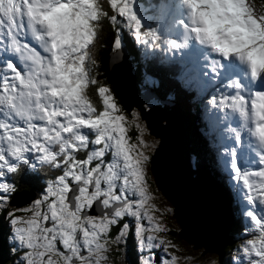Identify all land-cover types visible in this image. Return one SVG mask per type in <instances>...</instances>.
<instances>
[{
  "label": "snow or ice",
  "instance_id": "snow-or-ice-1",
  "mask_svg": "<svg viewBox=\"0 0 264 264\" xmlns=\"http://www.w3.org/2000/svg\"><path fill=\"white\" fill-rule=\"evenodd\" d=\"M137 2L108 0L116 13L111 22L122 19L145 46L194 47L205 83L221 77L230 81L226 86L235 93L211 103L234 113L257 143L258 169L243 171L235 156L231 166L242 182V199L264 207V14H257L248 0H163L158 5L162 30H153L145 29ZM106 16L98 0H0V43L7 41L22 64L9 59L0 67V175L16 173L31 153L40 163L62 169L26 210L31 216L11 221L17 225L15 239L29 250L25 264H102L112 227L129 217L136 222L139 248L149 253L141 264H155L154 250L165 245L156 235L165 228L148 203L142 138L130 143L126 117L119 114L110 89H96L103 110L87 95L88 87L98 84L88 67L90 46ZM21 35L35 45L22 42ZM121 43L117 38L115 48ZM236 68L260 90L253 93L243 79H231L228 73ZM82 151L87 155L80 159ZM12 191L0 183V204ZM244 214L253 238L242 251L248 264H264V215L251 209ZM145 219L148 228L140 223ZM131 229L132 223H123L118 239ZM176 259L160 264H176Z\"/></svg>",
  "mask_w": 264,
  "mask_h": 264
},
{
  "label": "rangeland",
  "instance_id": "rangeland-1",
  "mask_svg": "<svg viewBox=\"0 0 264 264\" xmlns=\"http://www.w3.org/2000/svg\"><path fill=\"white\" fill-rule=\"evenodd\" d=\"M151 1L152 0H150L149 2L146 0H138V2L136 4V8L138 9V11L141 15L145 29L154 28L153 30H161L160 25L162 23V20L159 18L158 9H156L155 13L150 12V10H149L151 7V4H152ZM161 2H163V0H157L158 5ZM248 2L255 9L257 14H264L263 12H261V10H259L260 8L258 7L259 4L257 2H255L254 0H248ZM98 3L102 6L103 10L106 13H108V16L101 18L98 28L101 29V27H107L112 32V36L109 40L110 52H111V55L118 57V61H120V63L117 64V69L113 73L114 77L111 75H110V77L113 81H114L113 78H116L118 81H121L122 84H123V82L128 83V85L134 91L133 95H137L135 101L139 105V108L143 107V109H146L147 105L144 106V104L147 102L149 103L148 105H150V106L153 105L152 108H149L146 113H150V111H153L156 107L160 108V105L164 104V106L156 112L159 114L156 115V113H155L154 119L150 121L152 129L155 132L162 133L164 136L163 132H167V130H166L167 121L162 119V118H157L159 116H161V117L163 116V113H162L163 110H166L168 113H173L176 116L181 117V118H185V119L188 116L185 115L184 112L180 111L179 108L176 106V104L173 103L171 100L170 101L167 100L166 102L159 101V98L153 93V90H152L154 87H156V85L154 82H152L149 79V77L139 75V77H141L143 79H147V81H144V82L136 81L134 84L133 77H131L128 74V70L126 69V63L128 65L130 63H133V62H134V64L135 63L137 64L142 60V56H141V54H139L136 56L135 60H133V61L129 60L128 59V55H129L128 51H129V49H131V47L133 45L135 47L136 46H142V51L143 52L146 51L147 53H149L150 50L153 52L152 46L151 45L145 46V45L141 44L139 41H137L133 36L132 29H130L123 22L122 19H118L115 24L111 22L109 17H111L112 15H115L116 13L109 6L108 0H98ZM114 25L115 26L121 25V28H125L129 34V36L133 37L135 41L134 42H124V39H126V37L124 35H122L121 31L115 29ZM166 34H168V36H166V37L171 38V33L166 32ZM117 38H119L122 42L121 47L118 49L115 48V45H114V41ZM21 40H22V42H27V43H31V44L35 45V41H33L30 36L21 35ZM159 45H157V46H159ZM122 46H124V47H122ZM171 49L172 48L169 46V48L167 49V52H170ZM90 52H92V49H90ZM164 52L165 51H163V53ZM165 55H166V52H165ZM90 58L91 59H90V62L88 64V67H89V70L91 72V75L95 78L96 77V73H95L96 66L91 62L93 59L92 55L90 56ZM159 59L163 62L161 67H163V68L169 67L170 64L167 63V61H166L167 59L164 56V54L162 55V53H161V55L159 56ZM6 60H8L7 57L2 59V61H6ZM18 62L21 63L20 61H18ZM146 65H147V67L151 66V60H149ZM2 66H3V64H2ZM109 68H110V66H109ZM180 72H182L184 75H187V73H185L184 69H182ZM182 73L180 75H182ZM171 78L174 79L173 77H171ZM181 78H183V77L179 76V79H181ZM116 84L119 86L122 94L124 95L122 86L119 85L117 82H116ZM99 86H105L108 89H110L108 84H102V85L99 84L98 87ZM91 88L93 90L92 92H94L93 97H92V102L94 103V105L98 111L103 110L102 100L96 92V89H97L96 85H90L88 87V89H91ZM192 88H194V87L193 86L189 87V89H192ZM111 89H110L109 94L111 96H113ZM204 89H206V87H204ZM204 89H203V87L198 88V91L195 93V96L199 99L204 100L203 106L201 107V110L199 111V117L208 126V136H209L211 134L212 130H216V126H215L216 122L214 119L211 118V115H209V117L207 118L205 115V111H206L207 106L212 107L215 104L211 103L210 96H209V94H207L206 91L201 92ZM144 97H145V99H144ZM125 98L127 99L126 96H125ZM219 98L220 97H218L216 99H219ZM169 99H172V98L169 97ZM127 100L131 103V101L129 99H127ZM154 106H156V107H154ZM129 112H130V119H126V126L128 128V136L131 139H133V141L130 140V143L139 144L138 137L142 138L143 146H142L141 150L147 156L151 153V151L153 152V150H152L153 148H156V150H157L159 148V146H161L160 143H162L163 145L166 144L165 141H164V143L162 141V135H160V134L154 135V132L152 129L150 130V133L152 135L150 133H148L147 128L145 127L144 121L141 119L140 120L138 119V113H137V109L135 107L132 108V110H130ZM222 119H224V118L222 117ZM222 119H220V120H222ZM217 130H218L217 131L218 136L216 137V144L217 145L218 144L226 145L225 146L226 148L224 150L228 151L227 146L229 145L228 142H229L230 136L227 134L223 135L224 131L222 129H217ZM138 131H140L139 134H138ZM225 133H227L226 130H225ZM185 135H186V131H183V134L180 136L182 139H184V141H186ZM209 141L211 142V140H209ZM241 142L242 141H238L236 138H234L233 148L236 149L237 153H239L241 155H243V154L246 155V149H245V147H242V145H240ZM211 144H212V142H211ZM156 150H155V152H156ZM183 154H184V163H185L186 168L188 167V169H187L188 172L190 173L191 171H195V169H192L191 167L188 166L186 156H185V147L183 148L182 155ZM83 155H84L83 158H85L87 154L86 155L83 154ZM221 155H222V157H224V154H221ZM222 157H221V159H222ZM248 157L250 159L249 155H248ZM83 158H81V159H83ZM108 159L110 160L111 156ZM38 161L34 162L36 168L48 167V169H44V171L41 172L42 176H40L39 178L37 177L38 172L34 171L30 174H27L28 176L21 174L20 177H18V175L17 176L15 175V177H13L11 181H6V180L0 179V183L10 185L14 188V191L9 193L10 196L13 197V195L23 193L27 189H30V188H32L31 190L36 189L39 194L43 193V195H44V191L47 188L49 182L53 181L52 178L49 176H52L53 175L52 172L54 173L59 169L54 168L48 164H42ZM247 163H248V160H247ZM151 165H152V162H151ZM238 165L240 166V168L243 171H251V169L247 170V167L242 166V164H238ZM159 166H161V165H159ZM49 167H52L53 171ZM223 167L225 168V170L231 171L233 174L232 177H230L228 175L227 178H223V180H224L223 186L225 188L226 194H228V196H229V199L224 200L223 197L221 196V194L216 193L215 198L212 197L213 200L211 199L212 202H211V206L209 207V210H210V208L211 209L214 208L219 215L223 216V218H222L223 222H224L223 226H225V228H229V225L231 224L230 222H232V221H235L236 224L239 223L240 228H243V230H241L240 234L238 235L239 239L237 241L238 245L236 246L237 247L236 253L229 257V261L231 264H248L247 258L244 256V253L242 251V246L246 243L247 240L252 239L253 236L249 233V229L252 227V225H251L249 219L246 218L244 213L246 210L251 209L257 215H264V207L260 206L259 204L249 205L244 199H242V197L244 195L243 191L241 190L242 182L235 179L237 173L232 168L231 163H229V161H225ZM215 169H216V166H215ZM27 170H30V164H26L24 166V171L27 172ZM158 170H159V168H158ZM197 171L202 172V170H199V169H197ZM208 171L212 175L211 178L213 180H215V177H214V171L215 170H212V171L208 170ZM149 172H150V170L148 171V165H146V187H147L148 194L151 197V199L149 200L148 203L150 205H154L158 201L157 197L162 198V196H161L160 192L157 191V189H156L158 187L155 184L153 175L151 174V172L150 173ZM60 173H62V169H60L58 171V173H56V174H60ZM150 174H151V176H150ZM203 178H204L205 183L207 184V187L212 191V193H214L212 190V187L209 185L205 176H203ZM226 179H228L227 182H228L229 188H231L233 186V183H234V195H231L229 192V189L226 187V185H225ZM152 180H153V182H152ZM195 183L196 182L193 181L191 184H195ZM196 185H197V183H196ZM201 185H202V191L205 192L206 185L204 183H202ZM236 187H237V190H236ZM194 190H195V188H193V191ZM27 193H30V191H28ZM166 194H168V196L172 200L178 199V196L175 194V191L171 185H169V189H166ZM198 194H201L199 199H200L201 204H203L206 200L205 196L202 193H195L194 192V195L198 196ZM164 195H165V193H164ZM165 197H166V199H163L164 200L163 201L164 212H163V214H161L160 216H158L156 218L158 219V221L160 223H163V224H167L171 221H172V223H175L174 219L176 220V216L174 215V213L172 211L173 205L171 204V206H170V204L167 202V199L168 200H170V199L166 195H165ZM28 199H29V197H28V195H26L24 197L16 198V200H14L12 203L17 205V206H22V205L30 202V200H28ZM10 201H12V200H10ZM3 204H5V202ZM232 204H236L239 207V209H240L239 215H237V209L238 208H236L235 215L230 216L229 206ZM223 206L226 209L227 216L224 214L225 212L223 213ZM174 207H175V205H174ZM177 212H178V217H179L180 221H182V223L185 225L187 224V222L189 220L196 221V218H195L193 213H191L189 215H187V214L184 215L178 209H177ZM91 214L96 215L97 213L92 212ZM152 214L157 216L158 212L155 211ZM18 216H22L21 218L27 219L29 216H31V214L27 211H24V212H18ZM130 220H128L127 222H130ZM147 223H148V221H147ZM145 225H147V228L150 227L149 223L145 224ZM16 227H17V225L12 224L11 219H10L9 214H8L7 215V231L5 232V235H4L5 236V244L4 245L7 248V250H6L7 256H6L5 264H25L24 257H25V251H27V249H25V247L22 244H20L19 241H17L15 239V228ZM134 227H135V225H134ZM180 234H181V237L184 238L187 242L193 243V244H192V246L189 247L187 245V243H185V242L184 243L183 242L177 243L178 248L174 250V254H172L173 256L177 255L183 247L185 248V252H186V249L188 248L190 253L189 252H188V254L184 253L180 257L175 256L177 258L176 264H182V263L183 264H220L221 258L217 259L214 252H211V253L205 252L206 250L212 251L211 249L206 248V245L203 246V243L206 242L205 238H203L201 235H198L196 233L194 234L193 232H189L188 230H187V232H183V235H182V232ZM222 236L223 235L220 236V239L223 240ZM118 237L119 236L115 237V235H114L113 240H111V241L109 240V243L107 245L108 251L106 253L107 259L105 261H103L102 264H116L115 262L113 263V258H114V251L117 248L115 238L117 240ZM222 240L220 242H218L217 244H215V243L214 244L209 243V244L211 247L217 248L223 243ZM119 241H120V239H119ZM135 246H136L135 247L136 248V252H135L136 257L139 261V264H141L142 256L139 255V251L141 249L138 246L137 240L135 242ZM202 246L205 248H203ZM210 251H208V252H210ZM219 254H220V250H219ZM109 255H110V257H109ZM123 257H124V254H123ZM116 259H117V257H116ZM116 259H114V260L116 261ZM15 260H21V263H16ZM117 262H118V259H117ZM119 263L124 264L122 260L121 261L119 260Z\"/></svg>",
  "mask_w": 264,
  "mask_h": 264
},
{
  "label": "trees",
  "instance_id": "trees-1",
  "mask_svg": "<svg viewBox=\"0 0 264 264\" xmlns=\"http://www.w3.org/2000/svg\"><path fill=\"white\" fill-rule=\"evenodd\" d=\"M254 1L259 4L258 6L260 8L259 10H261V12L264 13V0H254ZM151 3H152V7L149 10L150 12L155 13L156 9H158L157 7H154L155 5H158L157 0H152ZM114 28L121 31L122 35H126L125 42H132L125 28H121V25H117V26L114 25ZM96 33H97L96 39L93 43V46L91 47L92 52H90V56L92 55L93 57L92 59V61H94L93 64L96 66L95 79L98 81V84H96V87H98L99 84L100 85L108 84L110 89L112 88L111 91H112L115 103L119 106V109L121 110L119 114H123L126 117V119H130L129 111L132 110V108H134L135 106L132 103H130L125 98V96L122 94L119 86L116 84L117 81L114 78H113L114 79L113 81L110 77V75L112 76L111 65H114L119 62L118 57L111 55V52H110L109 40L112 36V32L107 27H101V29L97 27ZM164 47L165 45L163 44H160L159 46H156L155 48L152 47L153 52L151 50L149 51V54L147 58L145 59L146 63L144 64H138V63L134 64V62L130 63L129 65L126 64V69L128 70V74L131 77H133L134 84L136 81H139V82L147 81V79H143L139 77V75L149 77V79L152 82H154L156 85V87H154L152 90H153V93L159 98V101L166 102L167 100L168 101L171 100L173 103H175L178 106L180 111L184 112L185 115L188 116L186 117L187 122H188V127H187L186 135H185L186 140H187V144L185 146V156H186L188 166L195 170L197 169L202 170L204 173L209 172L208 170H211V171L215 170L214 171V177H215L214 183L218 186L219 193L221 192L220 194L223 197V199L228 200L229 196L228 194H226L225 188L223 186V182H224L223 178H227L228 175L232 177L233 174L231 171L225 170V168L223 167V161L219 154L223 148H226L225 147L226 145L216 144V137L218 136L216 130H212L211 134L208 136V126L199 117V111L201 110V107L203 106L204 100L199 99L195 96V93H196L195 89L200 88L202 83L198 79V76H196L195 72H190L187 74V77L179 79L178 73L176 70L161 67L163 62L159 59V56L161 55ZM132 50H142V46H137V48L132 47ZM132 50L129 49L128 51L129 52L128 59L133 61L135 60L136 57ZM149 60H151V66L147 67L146 64ZM192 66H194V64H192ZM172 74L174 77H176L175 79L171 78ZM190 86H193L194 88L189 89ZM92 91H93L92 88L87 89V95L89 99L91 100V102H92V97L94 93ZM169 97H171L172 99H169ZM148 104H149L148 102L144 104V106L147 105L146 109H143V107H141L140 109L147 112L148 109L153 106V105L150 106ZM163 106L164 104L160 105V108H162ZM135 108L137 109L138 119L139 120L141 119L144 121L145 127L147 128V131L149 133L150 130L146 124L145 118L141 117L139 108L138 107H135ZM227 130L230 131V129H227ZM139 132L140 131H138V134ZM208 139L211 140L212 144ZM130 140L133 141V139H130ZM228 147L229 145L227 146V149ZM154 149L156 148L152 149L153 152H154ZM153 152L151 151V153L148 155L149 156L148 161L150 160V157L152 156ZM83 154L86 155L87 153L83 151L78 153L77 154L78 158L80 159L83 158L84 157ZM109 157L110 155L107 156L106 159H108ZM147 165H148V171H149L150 170L149 162H147ZM215 166H216V169H215ZM21 174H22L21 170L18 169L16 173H13V177H15V175L16 176L18 175V177H20ZM56 176H58V174L55 173L49 177H51L52 180H55ZM226 187L229 189L227 185ZM31 189L32 188L27 189L25 192L26 193L28 191L31 192ZM156 189L157 191L160 192L162 196V198L157 197L158 201L156 204H154L155 211L158 212V215L156 217H158L164 212V205H163L164 200L163 199H166V197L160 188L159 189L156 188ZM11 197L12 196L9 195V198L8 200L5 201V204H0V264H5L6 256H7V253H6L7 248L4 245L5 244L4 235H5V232L7 231V215L9 214L11 221H12V218H14V216L22 217V216H18V212H24L27 209H31L33 207V202L37 199L42 198V197H39L38 193H33V196L29 199L30 200L29 203H26L22 206H17V205L9 203ZM167 202L171 206V203L168 199H167ZM235 209H236V205L233 207V210ZM27 212L32 214L30 211H27ZM234 215H235V212H233V216ZM128 220H130V223H132V229L127 230L124 238L120 239V241L119 239L116 240L115 238L117 248L114 251L113 263L115 262L116 264H120L119 260L120 261L122 260L124 264H139V261L135 253L136 252L135 242L136 240L138 241V237L135 235L134 225L136 222L133 220V218H130V217L126 218L124 221L121 222L120 225L113 226L110 232V241L113 240L114 235L115 237L120 236L119 235L120 228L122 227V224L126 223ZM174 222L175 223H172L171 221L167 224L161 223L164 226L165 231L156 234L159 236L160 239L165 241V245L162 246L161 248H157L154 250L153 258H154L155 264H160L161 260H165V259L170 260L173 257L172 254H174V250L178 248L177 243L179 242L180 243L185 242L187 243L189 247L192 246V243H188L184 238L180 236L179 232H180L181 227L179 226V223L175 219H174ZM140 223H142L143 225L148 224L146 220H142L140 221ZM144 227L147 228V225H145ZM241 230H243V228H240L239 223L236 224L235 221H232L231 224L229 225L228 233L224 240L222 250L220 252V258H221L220 264H231L229 261V257L236 253V250H237L236 246L238 245L237 241L239 239L238 235L240 234ZM145 234L147 235L148 233H145ZM169 244L171 245L170 247L168 246ZM27 251H25V253ZM188 252L190 253L188 248L186 249V252H185V248L183 247L180 250V252L175 256L180 257L184 253L188 254ZM205 252L211 253L208 251H205ZM123 254H124V257H123ZM139 255L143 257V256L149 255V253L147 251L142 252L140 250ZM215 255L217 259H219L218 255L217 254ZM116 257L118 259V262H117ZM114 259H116V261ZM15 261L16 263H21V260H15Z\"/></svg>",
  "mask_w": 264,
  "mask_h": 264
},
{
  "label": "bare ground",
  "instance_id": "bare-ground-1",
  "mask_svg": "<svg viewBox=\"0 0 264 264\" xmlns=\"http://www.w3.org/2000/svg\"><path fill=\"white\" fill-rule=\"evenodd\" d=\"M158 7V5H155ZM120 62V61H119ZM118 62V63H119ZM111 65L112 76L113 73L117 69V64ZM127 64V63H126ZM2 67V66H1ZM119 85L122 86L124 95L131 101V103L139 108V105L136 103L135 99L137 95H133L134 91L128 85V83H121L116 78H114ZM177 106V105H176ZM178 107V106H177ZM152 108V107H151ZM159 107H156L150 113H146L144 110L139 108V112L142 118H145L146 124L149 127V130L152 129L150 121L154 119L155 113L159 110ZM163 116H159L157 118H162L167 121L166 130L167 132L162 133L154 132L155 134L162 135V141L166 144L160 143L161 146L156 150V153L151 158V172L154 176L155 184L158 188L162 189V192L170 199L168 194H166V189H169V185H171L175 191V194L178 196L177 200L170 199V203L175 205L174 207V215L176 216V221L179 223L180 233L182 232H193L198 235L205 236L206 242L203 245H206V248L213 250L216 253V248L211 247V244H217L222 239L220 236L223 235L225 230V226H223V216L219 215L214 208H210L211 199L215 198V194L218 193L217 190L213 187L214 180L211 178V174L209 172L204 173L203 171H191L188 172L185 163H184V154L183 148L187 144V140L184 141L180 136L183 134V131L187 130L188 122L187 118H181L176 116L173 113H168L166 110L162 111ZM159 113H156L158 115ZM158 128V127H157ZM190 143V142H189ZM174 150V151H173ZM217 152V151H216ZM161 165V166H159ZM159 168V170H158ZM203 176L207 179L209 185L212 187V191L207 187V184L204 181ZM193 181L197 183L191 184ZM202 183L206 185L205 192L202 191ZM193 188L195 190L193 191ZM195 193H202L205 196V202L201 204L200 195H194ZM221 193V192H220ZM28 195L29 199L33 196V193H20L13 196V201L18 197H24ZM184 196V197H183ZM213 197V198H212ZM28 199V200H29ZM182 207V208H181ZM177 209L182 212L184 215L193 213L196 221L189 220L187 224H183L178 217ZM191 210V211H190ZM189 211V212H188ZM225 212V213H224ZM223 213L227 216L226 209L223 206ZM215 217L217 221H215L212 217ZM217 216V217H216ZM231 223V222H230ZM181 235V234H180ZM223 241V240H222ZM189 243V242H188Z\"/></svg>",
  "mask_w": 264,
  "mask_h": 264
},
{
  "label": "water",
  "instance_id": "water-1",
  "mask_svg": "<svg viewBox=\"0 0 264 264\" xmlns=\"http://www.w3.org/2000/svg\"><path fill=\"white\" fill-rule=\"evenodd\" d=\"M150 133V132H149ZM151 134V133H150ZM157 137V136H156ZM155 150L156 149H154V152H155ZM154 152H153V154H152V156L154 155ZM152 156L150 157V160L148 161L149 162V164H150V167H151V158H152ZM150 172H151V168H150ZM151 174H152V172H151ZM31 192H33V193H35L33 190H31ZM10 200H12V201H10L9 203L10 204H13L12 202H13V197L10 199ZM15 205V204H14ZM94 213H96L95 211H93ZM212 217H213V219L215 220V221H217L216 219H215V217L212 215ZM217 217V216H216ZM227 229V230H226ZM181 230V229H180ZM194 232V231H193ZM196 233V232H195ZM194 233V234H195ZM227 233H228V228H225V230H224V232H223V236H222V238H223V243H224V240H225V238H226V236H227ZM179 234H180V232H179ZM181 236V235H180ZM202 236V235H201ZM203 238H205V236H202ZM206 239V238H205ZM223 243L219 246V247H217L216 248V253L212 250V251H210V250H206V251H210V252H214V254H217L218 255V258H220V254H219V250H220V252H221V250H222V246H223ZM193 244V243H192ZM202 245V244H201ZM204 246V245H203ZM205 248V247H204ZM219 248V249H218Z\"/></svg>",
  "mask_w": 264,
  "mask_h": 264
},
{
  "label": "flooded vegetation",
  "instance_id": "flooded-vegetation-1",
  "mask_svg": "<svg viewBox=\"0 0 264 264\" xmlns=\"http://www.w3.org/2000/svg\"><path fill=\"white\" fill-rule=\"evenodd\" d=\"M156 152H154V154H155ZM39 197H43V193H42V195H39ZM172 211H173V213H174V207H172Z\"/></svg>",
  "mask_w": 264,
  "mask_h": 264
}]
</instances>
